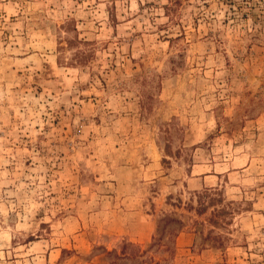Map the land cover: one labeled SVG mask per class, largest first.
<instances>
[{"label": "rangeland", "instance_id": "374dc122", "mask_svg": "<svg viewBox=\"0 0 264 264\" xmlns=\"http://www.w3.org/2000/svg\"><path fill=\"white\" fill-rule=\"evenodd\" d=\"M132 5L0 0V264H264V0Z\"/></svg>", "mask_w": 264, "mask_h": 264}, {"label": "clouds", "instance_id": "9594fccd", "mask_svg": "<svg viewBox=\"0 0 264 264\" xmlns=\"http://www.w3.org/2000/svg\"><path fill=\"white\" fill-rule=\"evenodd\" d=\"M162 2L167 3V0H162ZM198 2V0H197ZM133 9H135V0H133ZM165 105L170 106V111L172 110H179L177 106L176 98L172 95V93L167 89L164 88L163 95H160V85L155 82H150L145 86L144 92V103L143 107L146 109L148 114L156 111L159 106ZM207 105H204L200 108V111L203 113L206 111ZM169 125L166 123H160L159 128L156 131L160 132L162 137H167V130ZM214 127V121L211 119V116L202 122V128L205 132L212 131Z\"/></svg>", "mask_w": 264, "mask_h": 264}]
</instances>
